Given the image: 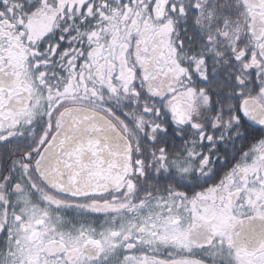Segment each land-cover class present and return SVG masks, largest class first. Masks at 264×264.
<instances>
[{
  "label": "snow or ice",
  "instance_id": "snow-or-ice-1",
  "mask_svg": "<svg viewBox=\"0 0 264 264\" xmlns=\"http://www.w3.org/2000/svg\"><path fill=\"white\" fill-rule=\"evenodd\" d=\"M0 264H264V0H0Z\"/></svg>",
  "mask_w": 264,
  "mask_h": 264
}]
</instances>
